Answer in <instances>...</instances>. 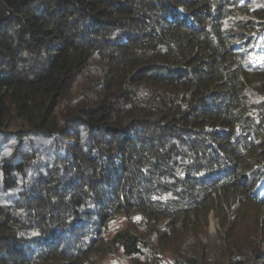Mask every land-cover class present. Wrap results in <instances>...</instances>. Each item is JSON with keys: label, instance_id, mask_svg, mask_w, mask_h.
I'll list each match as a JSON object with an SVG mask.
<instances>
[{"label": "trees", "instance_id": "1", "mask_svg": "<svg viewBox=\"0 0 264 264\" xmlns=\"http://www.w3.org/2000/svg\"><path fill=\"white\" fill-rule=\"evenodd\" d=\"M232 202L264 206V0H0V264H198Z\"/></svg>", "mask_w": 264, "mask_h": 264}, {"label": "rangeland", "instance_id": "2", "mask_svg": "<svg viewBox=\"0 0 264 264\" xmlns=\"http://www.w3.org/2000/svg\"><path fill=\"white\" fill-rule=\"evenodd\" d=\"M131 223L125 217L118 218L114 222V231L122 230ZM189 229L196 238L192 250L199 254L198 264H259L257 254L264 253V206L245 204L240 207L232 202V209L223 220L211 213L207 221L194 223ZM163 246L160 264H179L180 243L170 240L163 242ZM186 247L182 243L181 248ZM183 257L180 263L186 264L190 257ZM136 263L133 259L120 257L106 264Z\"/></svg>", "mask_w": 264, "mask_h": 264}]
</instances>
